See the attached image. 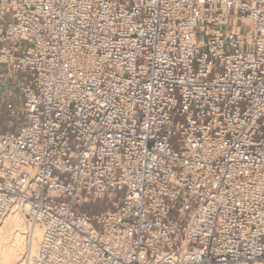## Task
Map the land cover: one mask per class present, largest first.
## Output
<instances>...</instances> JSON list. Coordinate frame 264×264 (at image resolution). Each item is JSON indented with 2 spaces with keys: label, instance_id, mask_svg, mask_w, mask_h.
Returning a JSON list of instances; mask_svg holds the SVG:
<instances>
[{
  "label": "built area",
  "instance_id": "built-area-1",
  "mask_svg": "<svg viewBox=\"0 0 264 264\" xmlns=\"http://www.w3.org/2000/svg\"><path fill=\"white\" fill-rule=\"evenodd\" d=\"M11 210L26 264H264V0H0Z\"/></svg>",
  "mask_w": 264,
  "mask_h": 264
},
{
  "label": "bare ground",
  "instance_id": "bare-ground-1",
  "mask_svg": "<svg viewBox=\"0 0 264 264\" xmlns=\"http://www.w3.org/2000/svg\"><path fill=\"white\" fill-rule=\"evenodd\" d=\"M28 223L23 211L8 212L0 225V264H26L37 253L43 230Z\"/></svg>",
  "mask_w": 264,
  "mask_h": 264
},
{
  "label": "rangeland",
  "instance_id": "rangeland-1",
  "mask_svg": "<svg viewBox=\"0 0 264 264\" xmlns=\"http://www.w3.org/2000/svg\"><path fill=\"white\" fill-rule=\"evenodd\" d=\"M4 129H5V128H4ZM102 206H103V204H102L101 202H98L96 205H93V208H94L95 211L97 210L98 212H100V211H102L103 209H105V208H103ZM23 214H24V212H23ZM24 218H25V220H26L27 223H28V222H29V218H28L27 216H25V214H24ZM28 224H31V223L29 222ZM30 226L32 227V229L35 228L32 224H31Z\"/></svg>",
  "mask_w": 264,
  "mask_h": 264
}]
</instances>
